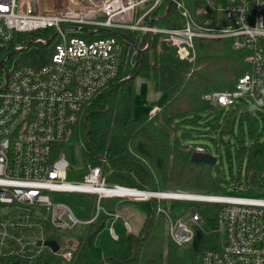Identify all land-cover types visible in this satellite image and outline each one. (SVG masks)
Listing matches in <instances>:
<instances>
[{
    "label": "built area",
    "instance_id": "1",
    "mask_svg": "<svg viewBox=\"0 0 264 264\" xmlns=\"http://www.w3.org/2000/svg\"><path fill=\"white\" fill-rule=\"evenodd\" d=\"M63 2L43 9L40 0H0V264H72L78 248L73 233L101 216L110 220L111 235L118 239L114 222L121 215L105 206L106 198H113L116 206L117 199L167 201L157 212L165 216L167 236L179 247L191 244L197 230H205L199 206L217 204L218 226L209 230L218 234L216 246L202 252L201 264H264V168H248L245 187L226 183L221 176L227 192L140 189L108 183L99 165L88 164L83 179H69L72 167L61 152L85 105L130 77L127 63H135L131 52L144 51L158 36L157 51L166 42L178 59L193 62L197 39L229 38L233 48L247 51L249 69L232 89L208 91L203 99L212 111L232 105L259 108L245 111L263 121L261 131L239 151L249 164L251 147L264 144V0H196L194 9L185 0H103L82 6ZM172 5L179 23L166 26L163 21ZM121 28L141 31V37L147 34L145 47L126 35L101 36L118 34ZM30 48H40L45 61L25 62L21 53ZM159 110V105L151 107L149 117ZM184 148L191 156H215L212 165L218 162L204 143L188 139ZM55 192L90 194L91 216L82 217L53 199ZM173 201L193 204L173 215ZM50 228L72 234L49 237Z\"/></svg>",
    "mask_w": 264,
    "mask_h": 264
},
{
    "label": "trees",
    "instance_id": "2",
    "mask_svg": "<svg viewBox=\"0 0 264 264\" xmlns=\"http://www.w3.org/2000/svg\"><path fill=\"white\" fill-rule=\"evenodd\" d=\"M195 8L196 0H185ZM179 23V13L171 6L166 26ZM124 31V30H123ZM120 35L103 32L101 36ZM122 39V38H121ZM196 58L193 62L178 59L169 51H157L158 36L135 60L127 63L130 77L98 94L87 103L73 128L71 141L83 144L85 167L70 168L69 179H83L88 164L99 165L108 183L122 184L140 189L165 190L183 188L201 192H227L223 182L213 174V165L194 162L184 148V141L194 139L189 130L174 127L177 120L189 121L192 114L213 112L203 99L208 91L230 90L236 80L249 69L245 60L247 51L235 49L232 40L197 39ZM40 48L24 52L27 63L45 61ZM137 76L151 78L156 89L167 93L160 110L149 117L148 113L135 116L134 97ZM251 118V117H250ZM256 125L257 119H253ZM250 170L264 168V144H255L249 154ZM132 203L146 213L139 235L130 233L122 254H104L96 243L99 231L107 217L83 228L76 236L78 248L72 264H201V254L216 246L218 234L209 231L218 226L219 206L205 203L199 206L205 218V230H197L194 240L179 247L168 238L166 218L157 212L167 201L124 200L117 204ZM191 202L173 201V215ZM92 196L82 217L93 212ZM209 231V232H207Z\"/></svg>",
    "mask_w": 264,
    "mask_h": 264
},
{
    "label": "rangeland",
    "instance_id": "3",
    "mask_svg": "<svg viewBox=\"0 0 264 264\" xmlns=\"http://www.w3.org/2000/svg\"><path fill=\"white\" fill-rule=\"evenodd\" d=\"M72 0H64L63 4H70ZM103 0H74L78 3L77 6H82L84 2H91L95 5L102 4ZM61 0L59 3H54V0H41L40 8L46 9L55 5H62ZM63 5V6H64ZM72 5V4H71ZM161 24V21H157ZM124 30V31H123ZM122 35L128 36L133 39L136 45L143 49L147 43L148 35L143 34L141 37V31L130 29H119ZM161 48L164 51L174 53L173 48L166 42L161 44ZM145 51V49H144ZM138 52L131 55L135 59L143 53ZM21 53V52H20ZM24 54V53H21ZM19 56V52L15 54V57ZM167 98V93L162 89L155 88V82L151 78L144 76H137L135 79V97H134V114L135 116H141L147 114L151 107L161 105ZM258 111L259 108L257 109ZM257 110L248 109L246 105H232L223 109H215L213 112L202 113L200 115H190L189 121L183 122L177 120L174 123V127L179 130H189L195 142L204 143L208 146L210 152L218 156V162L213 165V173L220 179L221 176L225 177L224 182L237 181L242 183L241 187H245L248 183V158L240 154V149L243 145L248 146L252 138L258 134L263 126V121L260 115L255 114L258 121L256 125L253 124V120L245 111L250 114ZM61 152L64 153L66 159L69 161L71 167L75 170H81L85 167L83 144L80 141H64L61 143ZM89 168V167H88ZM53 199L68 204L75 213L82 216L88 207V204L92 198L90 194L81 192H55L51 193ZM120 202V199H117ZM126 212L132 217V226L134 228V234L139 235L143 227L146 213L136 207L132 203H126ZM46 212V211H45ZM110 222H106L104 227L99 231L96 237V243L100 246L104 254L118 255L122 254L125 250L128 242L129 231L120 223L114 225L115 232L120 239H114L109 230ZM52 229V228H50ZM47 236H69L71 231H59L52 229ZM75 231L73 234L80 233Z\"/></svg>",
    "mask_w": 264,
    "mask_h": 264
},
{
    "label": "water",
    "instance_id": "4",
    "mask_svg": "<svg viewBox=\"0 0 264 264\" xmlns=\"http://www.w3.org/2000/svg\"><path fill=\"white\" fill-rule=\"evenodd\" d=\"M32 5H33V10L37 11L36 1H33ZM166 15H167V13L164 15V17H166ZM191 159L197 163L207 162V163L214 164L216 162V157L211 155V154H208V153L195 152V153H193ZM254 176H255V172H252L250 179L252 180ZM104 204L106 207L111 208V209H114L116 207L115 200L113 198H106L104 200ZM46 243L48 245L52 246L54 249L58 248V244L54 240H48Z\"/></svg>",
    "mask_w": 264,
    "mask_h": 264
},
{
    "label": "crops",
    "instance_id": "5",
    "mask_svg": "<svg viewBox=\"0 0 264 264\" xmlns=\"http://www.w3.org/2000/svg\"><path fill=\"white\" fill-rule=\"evenodd\" d=\"M45 1V0H44ZM47 1V0H46ZM40 2H41V0H40ZM59 3V0H54V3ZM126 203H123V204H121L120 206H116L115 207V211L116 212H118V213H120V215H121V218L120 219H118V220H116L115 222H114V225L116 224V223H118V222H120L126 229H127V231H129V234L130 233H133L134 232V228H133V226H132V217L133 216H130V215H128L127 214V212H126V209H127V206L125 205ZM124 220H126L127 222H128V225H125L124 224ZM110 222V220H107L106 222ZM128 234V235H129ZM118 235V234H117ZM113 237V236H112ZM118 239H120L119 238V236H118Z\"/></svg>",
    "mask_w": 264,
    "mask_h": 264
},
{
    "label": "bare ground",
    "instance_id": "6",
    "mask_svg": "<svg viewBox=\"0 0 264 264\" xmlns=\"http://www.w3.org/2000/svg\"><path fill=\"white\" fill-rule=\"evenodd\" d=\"M70 4H72V5H76V4H78V3L74 2V0H72V1L70 2Z\"/></svg>",
    "mask_w": 264,
    "mask_h": 264
}]
</instances>
